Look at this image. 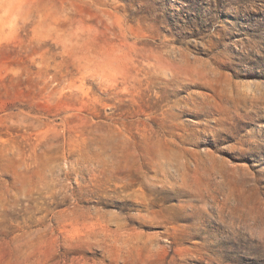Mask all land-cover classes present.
Instances as JSON below:
<instances>
[{"label":"rangeland","instance_id":"obj_1","mask_svg":"<svg viewBox=\"0 0 264 264\" xmlns=\"http://www.w3.org/2000/svg\"><path fill=\"white\" fill-rule=\"evenodd\" d=\"M0 264H264V0H0Z\"/></svg>","mask_w":264,"mask_h":264}]
</instances>
